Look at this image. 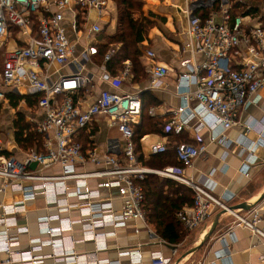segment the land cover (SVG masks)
I'll return each mask as SVG.
<instances>
[{
    "label": "built area",
    "instance_id": "built-area-1",
    "mask_svg": "<svg viewBox=\"0 0 264 264\" xmlns=\"http://www.w3.org/2000/svg\"><path fill=\"white\" fill-rule=\"evenodd\" d=\"M185 3L189 39L183 51L191 55L181 61L183 71L177 77L183 104L173 111L165 131L174 135L190 131L196 143L174 145L180 166L151 168L138 163L134 140L135 126L144 109L142 98L122 90L132 75L131 62L126 60L115 75L107 69V62L120 49L118 45L110 47L97 61L104 43L103 16L109 0H0V50L13 30L22 42L3 54L0 101L5 98V88L19 92L27 86L30 93L38 95V105L44 112L39 131L46 136L43 151H32L22 159L0 154V253L7 256L0 264H42L48 257L76 264H120L99 258V253L108 249L107 238L114 234L106 229L124 225L129 219L146 221L145 191L140 182L151 174L193 189V205L177 213L186 231L201 226L214 207L234 214L238 224L264 240L260 211L254 210L246 217L237 215L222 198L212 194L210 187L199 185L189 176L194 162L207 153L205 132L211 142L229 147L231 141L224 132L234 127L258 130L263 139L264 119L242 121L240 116L257 102L258 91L264 86V24L247 25L241 15L232 14L228 0ZM144 54L151 62L147 89L157 90L163 86L169 68L154 62L152 49ZM99 82L113 89L90 91ZM193 99L198 103L194 108L190 105ZM149 114L155 116V109L151 108ZM105 119L120 135L109 138L108 153L99 155L95 133ZM195 119L193 126L191 121ZM2 146L0 137V152ZM150 150L159 155L169 148L167 143H155ZM35 162L33 169L31 164ZM89 164L97 168L86 169L84 166ZM55 166L60 172H46ZM247 166H242L245 174ZM91 180L98 182L96 187H92ZM105 188L118 191L120 211H115L111 194H102ZM9 191L22 192L23 200L9 199ZM38 195L59 211L41 216L40 236L30 239L29 250H17L20 234L28 231L19 226L18 216L26 212L25 202ZM71 198L76 202L71 203ZM73 207L79 209V219L61 216ZM77 223L83 229L81 240L66 235ZM85 240L95 242L94 251L80 253L76 249V243ZM45 245L51 246V254L41 255ZM176 252L173 248V255ZM121 255L129 257V264L142 261L138 248ZM171 262L161 252L152 256V264Z\"/></svg>",
    "mask_w": 264,
    "mask_h": 264
},
{
    "label": "crops",
    "instance_id": "crops-1",
    "mask_svg": "<svg viewBox=\"0 0 264 264\" xmlns=\"http://www.w3.org/2000/svg\"><path fill=\"white\" fill-rule=\"evenodd\" d=\"M140 1L142 2V7L140 10L134 12V17L140 18L141 20L149 19L153 23L145 40L137 45L138 50L141 52L140 61L148 74V66L151 62L144 53L146 49H152L156 55L154 62L158 65L168 67L169 74L164 79V84L161 88L149 90L147 89L149 85V74L145 83L139 85L138 82H134L133 64L130 59H127L131 62L132 75L129 77L130 79L128 78V80L124 82L122 90L125 92L138 93L142 98L143 106L145 101L143 97L144 93L153 94L157 98V104L150 105L146 110V114L152 119H163L164 124H166L174 115L173 111L183 104L182 95L179 93L176 84L178 75L183 71L181 61L185 58H189L191 55L189 52L183 51L189 39L188 18L184 12L186 3L185 0ZM228 1L232 10L235 4L240 2L241 7L235 10L234 14L241 15L247 25L258 26L264 24V0ZM112 3L114 2L109 0V5L105 12L108 13V9H110ZM256 8H258L257 11L254 10ZM116 9L119 25L118 6ZM93 15L96 17L94 12ZM103 18L105 20V35H103V32L101 35L102 40L104 36H112L108 34V29L113 22L112 10H110V15H105ZM217 20L220 21L221 17H218ZM13 33L14 34L9 38H5V41L1 44L0 74L3 67V54L5 51H8L6 48L12 46L15 49L22 43L19 34H16L14 30ZM115 45L121 46V44H113L111 47ZM196 59L201 61L202 57L197 56ZM100 60L101 57L99 56L97 61ZM127 82L131 83H129L130 87ZM103 89L112 90L113 87L106 82H99L98 84L96 83L95 87L91 88L90 91L94 93ZM5 92V98L0 101V137L3 142L0 154L5 156H16L22 159L32 151H43L46 136L39 131V125L44 120V112L38 105V95L30 93L27 86H23L19 92L5 88ZM257 95V102L250 104L242 111L240 120L262 121L264 119V86L258 91ZM13 102H16L17 105H14ZM197 104V101L194 99L190 102L193 108L196 107ZM151 108L155 109V116L149 114ZM144 112L145 110L143 109L141 119L135 126L136 130L142 123ZM20 115L24 117L25 122L30 126L29 130L24 132L23 139L25 140L28 136L27 134L30 132L36 135L40 134L43 136L42 145L39 146L38 144H34L32 147H25L23 146L24 144L21 145L18 142L15 123ZM196 122V119L192 120L191 125L194 126ZM96 131L95 144L98 149L97 152L99 155H104L108 153L109 138L118 137L120 134L117 128L109 125L107 119H105V122H101ZM224 134L231 141L230 147L220 144L219 142H211L209 133L205 132L204 142L208 145L207 153L194 162L189 176L199 185L210 187L212 194L218 198H222L230 208H235L233 210L237 215L246 217L254 210H258L264 217V199L259 201V198L264 193V136L263 139H261L258 130H247L245 127H234L225 131ZM178 137L184 139L186 137L189 142L196 143L190 131H185L184 134L176 136L167 134L162 130L160 132L143 135L139 140L141 163L139 159L138 163L145 167L159 168L152 165L153 156L155 155L151 153V145L155 143H167L169 151L171 152L172 149H174V145L179 142ZM260 139L262 141H260ZM241 149L243 150L242 153H238ZM5 152H8V154ZM244 163H248L246 174L242 169ZM84 167L89 170L95 167L97 168V166L93 164ZM46 172H60V167L55 166L49 170L47 169ZM154 176L161 180L166 179L155 174ZM97 183L96 180H91L92 187H96ZM190 189L192 188L190 187ZM102 194L104 196H109L111 194V196L115 198L113 204L115 211H120L122 204L116 189L109 190L105 188L102 190ZM6 196L15 201L23 200V193L20 191H9ZM227 196L229 197L225 200ZM70 202L75 203L76 199L71 198ZM25 207L26 212L18 216L19 226L28 228V231L21 233L19 236L20 245L17 247V250L21 251L29 250L31 248L30 239L40 236L38 219L41 216L56 214L59 211L55 206L47 205L42 195H38L34 199L26 201ZM185 207L189 206L186 205L183 209ZM221 212V209L212 207L211 214L207 220L192 231H186L184 225L181 223L184 231L186 233L194 232L195 237L192 241L193 247L182 255L181 258H175L177 252L173 255V248H177L178 251L177 246L180 243L177 245H170L163 240L156 232L155 226L148 222L146 213L145 222L137 219H129L126 221V224L120 225L119 227H107L106 231L113 232L114 234L107 238L108 249L101 251L99 253V258L109 259L110 261L119 262L120 264H129V257L121 255V253L138 248L142 254V261L140 264H152V256L157 252H161L165 257L171 258L172 262L170 264H185L196 256L198 260L197 262H192V264H264V240L259 236L253 235L252 232L243 225L238 224L236 216L229 212L219 217V223L215 232L200 245L199 249L195 252H191L202 242L204 236L213 226L216 216ZM60 214L64 218H80V212L77 207H73L69 212H61ZM179 222L181 221L179 220ZM54 225H56V222H54ZM259 227L264 231V219L259 223ZM229 233L230 235H228ZM66 235H72L76 240H81L83 238L82 226L77 223ZM189 237L188 235L185 236L184 240ZM224 237L226 240L225 242L222 241ZM95 246L96 244L93 240H85L76 243V249L80 253L92 252L95 250ZM51 252V246L45 245L40 253L41 255H48L51 254ZM6 257L5 253H0V262L6 259ZM42 264L76 263L67 262L65 260H55L54 258L48 257L44 259Z\"/></svg>",
    "mask_w": 264,
    "mask_h": 264
},
{
    "label": "trees",
    "instance_id": "trees-1",
    "mask_svg": "<svg viewBox=\"0 0 264 264\" xmlns=\"http://www.w3.org/2000/svg\"><path fill=\"white\" fill-rule=\"evenodd\" d=\"M117 3L119 11V25L117 32L112 36H106V43L100 46V57L113 44H121V48L109 62H107V69L112 75L123 68L124 62L130 59L133 64L134 82L144 81L147 79L148 74L145 71L141 61V52L138 50L137 45L142 43L151 26L152 21L149 19H140L134 17V12L138 11L142 7L140 0H112ZM241 7L240 2L235 4L234 11ZM258 8L254 9L257 11ZM144 116L142 123L139 125L135 132V144L137 157L141 163V154L139 140L147 133L163 132L165 131L164 120L160 118H149L146 114V110L150 105L157 104V98L151 93H144ZM17 105L16 102H13ZM17 127V140L18 142L27 147L38 144L39 146L43 143V136L36 135L33 132L28 133L24 140V132L29 130L30 126L22 115L19 116L15 123ZM169 134V133H167ZM173 136H176L170 133ZM184 134V133H183ZM182 135V134H181ZM184 137V136H183ZM178 141L189 142L185 137H178ZM182 138V139H181ZM172 152V154H171ZM167 151L164 154L153 156L152 165L159 168L175 165L180 166V162L177 159L175 149ZM8 154V152H5ZM140 184L143 186L145 191V202L144 210L149 223L155 226V230L158 235L170 245H177L181 243L185 238V231L182 227L181 222L177 218V213L183 209L184 206H192L194 202V191L190 187L174 181L172 179H164L149 175L145 180L141 181Z\"/></svg>",
    "mask_w": 264,
    "mask_h": 264
},
{
    "label": "rangeland",
    "instance_id": "rangeland-1",
    "mask_svg": "<svg viewBox=\"0 0 264 264\" xmlns=\"http://www.w3.org/2000/svg\"><path fill=\"white\" fill-rule=\"evenodd\" d=\"M117 3L114 2L111 4L110 6V9H108V13L107 12H104V16L105 15H110V10H112V14H113V22L112 24L110 25L109 29H108V34L109 35H113L117 28H118V14H117ZM264 23V22H263ZM255 24V23H254ZM252 24V25H254ZM257 25V24H256ZM105 35V31H104V34ZM103 40L105 41V36L103 37ZM8 50H14V48L12 46H10L9 48H6ZM130 79V78H129ZM147 80H144V81H138L139 85L141 83H145ZM130 82H127V84H129ZM131 84V83H130ZM130 84H129V87H130ZM191 233V232H190ZM189 232H185V236H190L188 239L186 240H183L184 242L180 243L177 247H178V251H177V254H176V257L175 258H181L182 255H184L189 249H191V247H193V244H192V241L193 239H195L194 237V232H192L190 234ZM198 258L197 256L194 257L191 261H188L186 262L185 264H192V262L196 261L197 262Z\"/></svg>",
    "mask_w": 264,
    "mask_h": 264
},
{
    "label": "water",
    "instance_id": "water-1",
    "mask_svg": "<svg viewBox=\"0 0 264 264\" xmlns=\"http://www.w3.org/2000/svg\"><path fill=\"white\" fill-rule=\"evenodd\" d=\"M37 166V163L35 162V163H33V164H31V168H35ZM264 199V193L261 195V197L259 198V201H261V200H263ZM240 207H247V206H240ZM231 210H233V209H235V208H230ZM234 211V210H233ZM227 211H222L221 213H219V215H217L216 216V218H215V221H214V223H213V226L211 227V229L209 230V232L204 236V238H203V240H202V242L197 246V247H195L191 252H195L197 249H199L200 248V245H202V243L204 242V241H206L214 232H215V230H216V228H217V226H218V223H219V217L222 215V214H224V213H226Z\"/></svg>",
    "mask_w": 264,
    "mask_h": 264
}]
</instances>
